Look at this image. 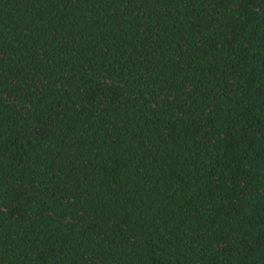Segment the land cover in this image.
Returning a JSON list of instances; mask_svg holds the SVG:
<instances>
[{
  "label": "trees",
  "instance_id": "trees-1",
  "mask_svg": "<svg viewBox=\"0 0 264 264\" xmlns=\"http://www.w3.org/2000/svg\"><path fill=\"white\" fill-rule=\"evenodd\" d=\"M0 264H264V0H0Z\"/></svg>",
  "mask_w": 264,
  "mask_h": 264
}]
</instances>
